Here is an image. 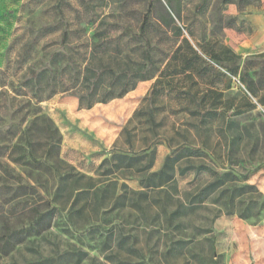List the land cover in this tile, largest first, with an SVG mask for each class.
Listing matches in <instances>:
<instances>
[{"label": "rangeland", "instance_id": "1", "mask_svg": "<svg viewBox=\"0 0 264 264\" xmlns=\"http://www.w3.org/2000/svg\"><path fill=\"white\" fill-rule=\"evenodd\" d=\"M224 1L173 0L178 17L167 0H0V235L28 226L46 201L58 209L47 230L0 250V264H243L223 216L247 207L250 223H264L253 182L264 176V0H233L241 10ZM229 16L236 23L223 25ZM188 31L240 56L233 75L202 55L201 86L224 93L206 117L171 95L144 103L183 38L196 47ZM98 74L99 96L129 91L80 107ZM41 115L62 137L57 169L44 161L42 133L31 136L41 162L22 154L23 132ZM179 147L198 153L175 162L171 182L147 187ZM126 156L140 160L130 167ZM246 183L259 191L233 197Z\"/></svg>", "mask_w": 264, "mask_h": 264}, {"label": "trees", "instance_id": "2", "mask_svg": "<svg viewBox=\"0 0 264 264\" xmlns=\"http://www.w3.org/2000/svg\"><path fill=\"white\" fill-rule=\"evenodd\" d=\"M173 0H167L170 4V8L179 17V14L174 11L171 3ZM226 4L236 3L238 9L241 10L242 7L239 3L233 0H225ZM150 12H148L145 16L144 22L141 26L139 36L143 38H147V26L149 22ZM169 21H165V25H170V23L174 22L173 16L168 13ZM235 17L229 16L228 19L224 22L223 25L235 24ZM222 23L219 25L221 26ZM190 37L195 41L194 46L190 42L188 38H183L182 42L175 47L170 59L167 61L165 67L159 72L157 75L156 81L152 87V90L148 95L144 98V103L146 101L154 102L156 99L162 96H169L175 99L188 100L190 103H195V107L191 108L189 106L185 107L183 110H186L194 115H200L206 117L210 115V112L214 109H217L223 103L224 93L222 91L217 90L216 88L210 86H201L200 78L205 75L207 70V65L205 59L202 55L208 57L209 59L216 61L221 67L226 68L233 75H237L240 70V56L235 53L230 47L227 45L221 44L219 45L220 51L216 48L215 43H213V39L206 37H202L197 41L194 38V34L192 31H188ZM172 35L175 37H181L183 35V27L177 24L173 25ZM148 57L151 59V55L147 52ZM103 75L98 74L95 77V81L93 82V91L88 94H78L79 104L82 108H91L96 103L99 102H108L109 100L117 97H122L129 89H124L119 93L113 94L109 97L107 96H99L98 90L103 84ZM118 75L116 78H120ZM246 82L245 75L243 77ZM248 82L249 91L254 92L251 83ZM132 87L131 89H133ZM130 89V90H131ZM140 110L136 111L133 117L130 119L137 117L140 114ZM42 133L46 138V149L43 153L44 161L47 159L53 158L52 165L55 169L58 168L59 163L62 162L59 158L60 147H61V134L58 128L54 125L52 120L46 116L41 115L37 116L31 124L25 129L23 132V137L26 140L25 152L22 153L23 156L28 155L33 160L38 161L41 160L34 155L33 147H31L32 141L31 136L35 133ZM125 132L129 134V130L125 129ZM18 146H21L18 144ZM198 151L190 149L188 147H179L178 152L175 156H167L164 162L163 167L156 172L151 173L148 177L147 187H161L174 179L175 174V162L183 155L191 156L197 154ZM125 159L128 161L129 166L133 167V165L140 160L138 157L126 156ZM153 166V159L150 158L149 162L146 164H142L139 166V170L148 169ZM189 168H192L190 166ZM211 170V169H210ZM227 174V173H226ZM248 188L251 190H258V187L254 184L246 183L242 187H239L237 194H233V197H240L243 192L242 190ZM145 196L147 197L146 193ZM152 202L154 204H158L157 200L152 198ZM133 206H139L137 203H133ZM143 209V207H139ZM57 207L52 206L50 201H46L44 206H35L33 210V217L28 226L22 227L20 229L8 226L7 232L3 235H0V250L7 251L8 248L12 245V243L22 242L28 235L31 234H40L43 231L47 230L52 223L53 218L57 212ZM166 211V209H163ZM247 211V207H244L240 210L239 216L243 219H248L249 216L245 214ZM230 212L229 214H232Z\"/></svg>", "mask_w": 264, "mask_h": 264}, {"label": "crops", "instance_id": "3", "mask_svg": "<svg viewBox=\"0 0 264 264\" xmlns=\"http://www.w3.org/2000/svg\"><path fill=\"white\" fill-rule=\"evenodd\" d=\"M253 182L256 183L264 193V176L258 173ZM240 210L241 208L239 210H234L232 214L223 216L229 225L231 240L237 247V253L246 255L243 258L236 259L235 262L243 264L263 262L264 248L262 251L260 247L264 246V223L257 225L250 223L247 219H243L239 216L238 213ZM251 255H253L255 261H253L254 259H252Z\"/></svg>", "mask_w": 264, "mask_h": 264}, {"label": "built area", "instance_id": "4", "mask_svg": "<svg viewBox=\"0 0 264 264\" xmlns=\"http://www.w3.org/2000/svg\"><path fill=\"white\" fill-rule=\"evenodd\" d=\"M234 78L238 81V83H241L240 79L237 76H234ZM260 107L263 109L264 111V107L260 105Z\"/></svg>", "mask_w": 264, "mask_h": 264}]
</instances>
